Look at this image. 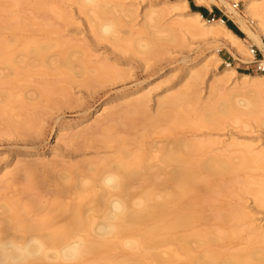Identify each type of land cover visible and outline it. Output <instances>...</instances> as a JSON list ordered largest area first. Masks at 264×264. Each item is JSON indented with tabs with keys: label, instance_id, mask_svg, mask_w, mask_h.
Instances as JSON below:
<instances>
[{
	"label": "rangeland",
	"instance_id": "374dc122",
	"mask_svg": "<svg viewBox=\"0 0 264 264\" xmlns=\"http://www.w3.org/2000/svg\"><path fill=\"white\" fill-rule=\"evenodd\" d=\"M226 1L233 8L238 6L235 10L252 31L256 32L260 24L263 26L264 0ZM250 1L263 10H258L262 21L258 20L260 16L252 19L246 12ZM108 3H111L112 13L101 16L98 9L83 7L76 0H0V32L10 46L8 56L23 62V67L25 63L33 64L31 72L20 79V83L13 85L8 80L12 77L11 81H15L16 75L6 62L0 60V78L4 76L8 79L5 78L0 84V101L5 93L13 96L10 105L0 110V215L6 204H17L20 206L19 215L24 221L37 223L46 218L55 200L54 193L67 184L65 178H61L65 175L63 170L74 165L83 167L86 163L98 165L101 161L115 160L118 153L117 145L112 142L115 138L128 141L127 146L126 143L121 146L122 150L127 151H133L141 144L143 149L162 148L168 144L172 146L178 140L209 143V146L191 155L192 162L230 157L233 166L237 165V171L235 168L233 174L225 178H213L201 183L196 193L181 199L180 208L193 211L196 218L179 235L189 237L190 246L196 255L216 251L225 257L241 251H264V240L259 236L264 233V170L250 168L246 164L242 166L237 159L244 156V145L254 148V153L264 150V125L261 123L264 121V102L258 105L254 115L249 114L250 109L239 105L238 110L229 108L226 115L212 116V123L207 121L208 115L216 113L218 109L215 108L233 95L240 93V97L237 95L233 99L240 101L246 97L249 100L256 98L258 102L264 97L259 95L258 99L257 83L239 87V90L235 88L236 91L220 85V90L224 88L221 92L223 95H210L214 79H225L219 74L227 68V64H231L240 74L263 73L257 71L253 57L252 62L238 61L233 51L218 42L220 40L214 35H203L200 30L190 34L184 27L181 28V24L189 21L194 24V20L189 18L192 13H197L192 6L205 8L210 15L216 8L221 16L217 20L226 19L225 25L228 27L227 23H230L248 49L258 53V61L264 60L263 53L248 38L238 17L221 2L210 8L196 5L194 0H187L186 3L184 0H109ZM150 10L162 11L164 15L160 24L149 25V28L144 19ZM213 18L205 19L212 21ZM8 20H12L13 26L20 23L21 28L3 29ZM108 22L118 24L117 32L111 36L101 35V26ZM172 36L174 41H171ZM36 42L52 46L47 57L49 65L58 69L56 72L42 74L34 67L37 65L33 63L34 60L23 56L24 46ZM139 44H150L153 46L150 49L152 51L147 52ZM66 54L72 56L74 68L71 70L65 67L59 69V61ZM81 63L85 64V69H82ZM104 64L107 73L98 70ZM194 67L198 68V72L201 71L196 90L199 91V97L197 94L196 100L185 102L180 116L176 117L173 109L167 108L163 116L158 118V101L166 94L175 95L182 91L187 73ZM44 89L47 93L42 95ZM261 89L264 91V87ZM147 94L149 103L141 107L137 114L127 118L129 110L134 109V98ZM255 102L254 107L257 106ZM104 105H108L110 111L100 118V128L93 126L92 129L94 122L91 121ZM3 107L0 105L1 109ZM118 110L119 115H116ZM108 114L115 116L114 119L108 118ZM152 124L154 128L150 127ZM105 139L107 143H103ZM234 142L243 145V148L228 149ZM39 162L47 163L51 169L45 171L43 166L42 169L39 167V172H35L31 181L26 180L23 172L18 174L17 169L20 170V167H30L33 163L38 165ZM112 165L102 170L111 171ZM88 166L84 167L87 169ZM90 174L88 171H77L70 181H88L87 176ZM143 183H136L131 190L135 194L130 192L134 200L151 190L148 188L150 183ZM197 193H200L199 198ZM91 200L90 196L83 200V210L92 212L94 206ZM61 201L67 207H72L74 196L64 191ZM29 202L33 203V208L21 210ZM99 214L97 212L96 216ZM218 214H228L231 220H220ZM66 221V215H56L50 219L51 226H60ZM9 233L26 236L24 231L18 233L11 230ZM212 235L224 239L204 245L200 243L199 236L209 238ZM168 247L160 250L166 251ZM118 254L115 252L113 259L136 258V264H152L148 255L142 256L140 252L128 248ZM184 259L183 255L181 263ZM82 264L89 262L84 261Z\"/></svg>",
	"mask_w": 264,
	"mask_h": 264
},
{
	"label": "bare ground",
	"instance_id": "6f19581e",
	"mask_svg": "<svg viewBox=\"0 0 264 264\" xmlns=\"http://www.w3.org/2000/svg\"><path fill=\"white\" fill-rule=\"evenodd\" d=\"M76 1H78L83 7H92L98 9L101 16L112 13V6H110L111 3H108L109 0ZM186 2L187 0H184V3ZM219 2L225 4L228 10L238 17L239 22H241L244 26L248 38L261 51V53H263L264 56V24L263 26L262 24H260L258 26L260 28H258V30L254 32L247 26L245 20L239 16V13L235 10L236 8L230 6V4L226 0H194V3L196 5L204 6L206 8H210L212 5ZM257 6L259 5H256L254 1H250L246 12L250 16H252V19L260 16V19L258 20L262 21V15H260L258 12V10L260 11L262 9ZM163 15L164 14L162 11L150 10V12L146 14L144 19L146 20V26H157L158 24H160V20H162ZM189 18H192L194 20V24L190 23V21L189 23L185 22L184 24H181V28L184 27L186 29L185 31L193 34L197 30H200L201 34L203 35H214L220 40L218 42L233 51L235 58L238 61L252 62L253 56L251 50L248 49V46L235 32H233L225 25L224 20L214 19L212 21H208L200 13H192ZM11 21L12 20L6 21L2 28L5 30L12 28H21L20 23H17L15 26H13L11 24ZM117 25L118 24L116 22H108L104 24L100 28V34L104 36H111L115 34L117 32ZM198 26L202 27L200 28ZM171 41H174L173 36ZM11 43H13V41ZM138 46L140 48H143L147 52H151L152 50L150 51V49H152L153 47L150 44H139ZM9 47L10 46L6 41H4L0 32V60H3L2 62H6V64L9 65L7 66L11 68V72L13 71L12 73L16 75L15 81H11L13 80L12 77L8 80L3 76L4 78H0V84L7 79L10 84L17 85V82L20 83L22 78L26 74L31 72L30 70L31 68H33V64H26L24 62L25 66L23 67V62H19L17 58L8 56L7 50L9 49ZM51 48L52 46L49 45V43H28L24 46L22 54L24 57L30 60H34L33 63H37V65L34 67L38 69L40 73H54L58 69H53L52 66L49 65V57H47V55H49V51L52 50ZM69 54H66L61 58L59 62L61 63L62 67L59 63V69L63 67H65L67 70L69 68L70 70L72 69L73 61L71 59L72 56ZM260 64L262 65V67H264V60L260 61ZM81 66L82 69H85V64L81 63ZM98 70L108 72L107 66H105V64L101 69ZM65 75L68 76V74ZM219 75L220 77H224L225 79L223 81L216 80L218 78L214 79L215 83H212V88L211 90H209L211 93L210 95L214 97H218L221 94L223 95V93L221 92L222 90H224V88L221 87L223 89L220 90V85L228 86L230 89L235 90L236 88V90H239L241 87L243 88V86L249 87L248 84L251 83L252 86L255 85H253V83H257L259 86L257 87L258 91H256L258 99H260L259 95L264 96V91H262L263 89H261V87H264V73L261 75L240 74L235 70V68L232 67L231 64H227V68ZM13 77L15 78V76ZM200 77L201 71L198 72V68L194 67L190 69L187 73L183 90L175 95H173V93H169V95L166 94V97L162 98L161 101H158V118H161L163 116L164 111L167 108L173 109L176 117L180 116L185 102H187L189 99L196 100L197 94L199 97V91L196 90L199 84L198 82L201 80ZM45 92L46 90L44 91V93H42V95L45 94ZM170 94H172V96ZM217 94L219 95L217 96ZM239 94H236V96H231V98L228 99L229 101L222 96L226 101L224 102L223 99V102H221L220 106L215 108L218 109L216 110L217 114H213L211 111L212 114L208 115L207 121L209 123H212L213 119H210L212 116L226 115V112L229 108H231L232 110H238L239 105L244 108L250 109L249 114L254 115L258 105L264 102V97H261L260 101L263 100L261 102H257L256 98H254L255 100L251 99L252 101L254 100L253 103L255 101V103H257V106L254 107L252 101L246 99L244 95L243 96L245 98H243V100L241 101L233 100L234 96L237 97V95ZM3 97L4 98L1 100L2 102L0 101L1 107L10 105L9 103L12 102L13 96L11 94L5 93ZM238 97H240V95ZM149 98V94H147L134 98V101L132 99L134 109H132L131 111L129 110L128 115L130 114V117L126 115L127 118H131V114L135 115L139 112V109L141 107H145L149 103ZM233 101H238V103H235ZM0 110L5 109L3 107L2 109L0 108ZM120 110L122 111L123 109L120 108ZM120 110H118V114L116 113V115H119ZM109 111L110 109L108 105H104L101 107V109L97 112L98 114H96L93 121H91V123L94 122V125L92 124L91 126L92 129H94L95 126H98L100 118H102L103 115L105 113H108ZM146 114L147 113H145L144 115L146 116ZM120 115H122L121 112ZM109 117L110 119H114L115 116L110 115L108 116V118ZM121 118H123V116ZM261 123L264 125V121H261ZM98 127L100 128V126ZM150 127L154 128L155 126L154 124H152L150 125ZM142 138H144V136ZM124 139L115 138L114 140H112V142L117 145L118 150L117 158L115 160L101 161V163H99L98 165L88 164L89 166L86 163V165H83V167L74 165L71 168L64 169L63 172L65 173V175L63 177H60L62 179L65 178L64 180H66L65 182L67 184L62 187V190L54 193L55 200L52 204V207L47 211L46 218L44 217L45 219L43 218L40 222L33 223L24 221L19 215L20 206H18L17 204H6L5 206H3V213L1 215H4V218H1L0 220V237L10 235L9 231L11 230H15L18 233L24 231L26 233V236L24 237L30 235H39L41 238L46 240L49 249L52 252L57 251L65 243L70 242L73 239H81L85 242L86 252L83 259L80 261V264H82L84 261L89 262V264H136V258L126 259L122 257L123 259L120 260L113 259L114 257L112 256H115V252H119L120 254L123 250H125V248L140 252L142 256L148 255L151 259L152 264L264 263V251L258 250L241 251L234 254L232 253L225 257H223V255L216 251H208L205 255H196L190 246L191 242L189 237L182 234L179 235L180 231L186 229L193 221V219L196 218L193 211L180 208L181 199L193 193H196L198 186L201 183H207L210 179L213 178H225V176L227 177L228 175L233 174L234 169L237 165L235 167L233 166L232 161L229 159L230 157H225L227 158L226 160H224V157V159H221L222 157H219L210 158L198 163H193L191 160V155L198 152L202 148L209 146V143H207L206 145V143H188L186 141L178 140L173 143L172 146L171 144H168L162 148L150 147L152 148L150 149L148 147L149 149H143L144 146L141 148V146L143 145L141 144V146L138 145L140 146L139 148H136L133 151H127L125 149L122 150L121 148V146L123 144L125 145V143L126 146L128 145V141H125ZM142 140L141 143L143 142ZM107 142L108 140L106 139L105 141H103V143ZM237 147L243 148V145H238V143L234 142L230 144L228 149H236ZM243 149L244 156H241V158H237L240 161V164L242 166H245L243 164H246L249 165L250 168L264 170V150L258 153H254V148L250 147L249 145H244ZM111 163L113 164L111 171L102 170L105 167L109 166ZM39 164L35 165L33 163V166L30 165V167H28V165L27 167H20V170L17 169L19 172L18 174H20V172H23L22 174H26V176H24L25 178L27 177L26 180L31 181L32 179H34L35 174L39 172H37L39 167L41 168L43 166V168H45V171L46 169L47 171L48 169H51V167H49L47 163H43L40 165ZM84 166H88V168L86 169V167ZM58 167L59 166H57V168ZM53 168L55 169V166ZM77 171H81L83 173L88 171L89 173H91L89 176H87L88 181L78 182L79 179L75 183L70 181L73 174ZM15 173L17 174V171H15ZM160 177H163V179H161ZM106 181H108V183H105ZM140 181L144 182L145 184L150 183V187H147L151 188V190H144V195H141V197H139L137 200H134L133 198L135 194L132 193L131 190H133L134 185L136 183L138 184V182ZM64 191H67L74 196V205L72 207H67L62 203L61 197ZM130 192L134 194L133 197L130 195ZM197 194V198H199L200 193ZM88 196L91 197L92 205L94 206L92 212L89 211L90 213L82 209V202ZM114 203L117 204L118 211L113 210L112 206ZM32 208L33 203L29 202L23 205L21 207V210L25 211ZM93 211H96V214L97 212L98 214L100 213L99 216H96ZM8 214H10V217L8 216ZM90 214H94V216H91ZM222 214H218L220 220H223L225 222L231 220L230 215ZM56 215H66L67 221L60 226H51L50 219L52 218V216ZM240 216L241 215H238V217ZM101 230H104L105 234H100ZM16 236L23 238V236ZM259 236L261 240H264V233H261ZM199 238L201 240L200 243L203 245L207 244L208 242L215 243L220 239H224L220 238L217 235H212L209 238H206L205 236H199ZM169 245H175V247H168ZM164 247L168 248H166V251L163 250L162 252V250L160 249ZM152 250L155 251L148 252ZM183 255L185 259L181 263V257Z\"/></svg>",
	"mask_w": 264,
	"mask_h": 264
},
{
	"label": "clouds",
	"instance_id": "9594fccd",
	"mask_svg": "<svg viewBox=\"0 0 264 264\" xmlns=\"http://www.w3.org/2000/svg\"><path fill=\"white\" fill-rule=\"evenodd\" d=\"M112 207L118 211L116 203ZM100 234H105L104 230ZM85 252L86 245L81 239H73L52 252L39 235L0 237V264H80Z\"/></svg>",
	"mask_w": 264,
	"mask_h": 264
},
{
	"label": "trees",
	"instance_id": "16d2710c",
	"mask_svg": "<svg viewBox=\"0 0 264 264\" xmlns=\"http://www.w3.org/2000/svg\"><path fill=\"white\" fill-rule=\"evenodd\" d=\"M192 8H193V10H194V12H197V13H200V14H202L205 18H213V16L215 17V18H213V19H220V13H219V11L216 9V8H214L213 9V14L212 15H210V13H209V11L207 10V9H205V8H198V7H195V6H192ZM225 22H227V20L226 19H223ZM228 24V27L233 31V32H235L237 35H239V33L232 27V25L230 24V23H227Z\"/></svg>",
	"mask_w": 264,
	"mask_h": 264
},
{
	"label": "built area",
	"instance_id": "2783aa9c",
	"mask_svg": "<svg viewBox=\"0 0 264 264\" xmlns=\"http://www.w3.org/2000/svg\"><path fill=\"white\" fill-rule=\"evenodd\" d=\"M235 8L237 10L238 9V6H236ZM251 53H252L253 58L255 59V63L257 65V71L259 73H264V67H262V65L260 64V61L257 60L258 53L255 50H253V49L251 50Z\"/></svg>",
	"mask_w": 264,
	"mask_h": 264
}]
</instances>
